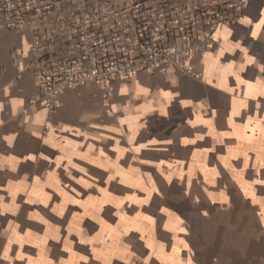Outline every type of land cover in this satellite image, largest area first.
<instances>
[{"label": "crops", "instance_id": "obj_1", "mask_svg": "<svg viewBox=\"0 0 264 264\" xmlns=\"http://www.w3.org/2000/svg\"><path fill=\"white\" fill-rule=\"evenodd\" d=\"M171 74L35 99L0 11V264H264V0Z\"/></svg>", "mask_w": 264, "mask_h": 264}, {"label": "built area", "instance_id": "obj_2", "mask_svg": "<svg viewBox=\"0 0 264 264\" xmlns=\"http://www.w3.org/2000/svg\"><path fill=\"white\" fill-rule=\"evenodd\" d=\"M243 0H0L5 26L28 24L35 98L49 110L68 86L114 79L139 70L171 74L218 44Z\"/></svg>", "mask_w": 264, "mask_h": 264}]
</instances>
